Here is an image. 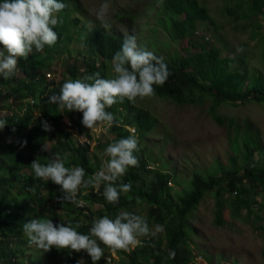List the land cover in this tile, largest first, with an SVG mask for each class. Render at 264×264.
Masks as SVG:
<instances>
[{
    "label": "trees",
    "instance_id": "trees-1",
    "mask_svg": "<svg viewBox=\"0 0 264 264\" xmlns=\"http://www.w3.org/2000/svg\"><path fill=\"white\" fill-rule=\"evenodd\" d=\"M60 2L66 4V7L57 14L62 23L53 29L58 35L55 45L45 46L43 52H36L34 49L26 61L19 59V71L9 80L0 77V104L8 102L7 108L0 107V119L7 121L4 128L0 129V264H77L81 259L84 264H92L90 257L84 252L69 253L67 250L57 251L53 248L44 254L39 251V256L36 257L27 255V249L23 246L25 235L22 226L34 218L56 221L66 215L69 218L64 221L65 224L74 227L79 224L77 231L88 234L94 218L107 215L114 219L120 210L130 211L138 204H145V217L149 227L163 225V233L144 240L143 246H137L130 252L118 251V258L112 260L114 264H194L195 256L188 242L187 226L207 193L215 198L214 218L217 226L224 222L222 210L225 204L229 206L232 217H239L241 211L245 210L247 216L255 214L260 219L252 206L257 204L256 198L261 194L263 201L260 208L264 207V166L254 161V153L248 143L244 144L247 160L241 169H224L219 175L214 172L205 175L195 171L190 177L189 189L173 201L169 196L171 176L160 168L151 167L142 145V139L154 127L152 115L147 109L127 100L106 110L112 112L119 122L110 129V133L114 135L113 140L133 134L139 139V151L134 153L139 160L138 167L129 168L126 175L117 181L118 184H131V191L121 193L116 205L105 200L103 184L99 189H80L78 198L85 201L82 208L68 202H57L56 197L63 196L64 193L59 192V185L35 178L31 169L33 160L38 159L46 164L53 154H68L65 166L83 167L85 179L99 171L102 164L94 162L90 155V141L81 140L78 134L74 135L62 126L61 119L67 116L77 131L82 130V114H61L56 105L47 102L55 89L54 81L48 80L45 73L56 55L65 51L62 47L67 38L65 21L73 13L69 6L70 0ZM160 3L162 16L158 20L169 38H186L195 50L186 55L175 52L168 61L164 60L171 75L162 87L154 86L157 97L179 104L207 99L210 101L209 112L220 123L224 119L218 115L217 110L223 103L242 106L251 100L264 102V81L256 77L255 82L246 83L241 71L226 70L229 60L220 57L218 47L208 45L205 41L208 37L200 42L195 41L199 38L196 35L198 22L209 19L205 5L198 0H161ZM250 11L255 15L264 14V0H251ZM180 15L183 17L180 18ZM74 20L80 22L77 16H74ZM80 28L83 29L82 44L91 59L82 61L81 73H78L76 62L66 65L69 77L73 80L82 79L99 73L102 78H114V73H107V67L115 53L121 49L124 37L106 32L98 26L88 27L85 23H81ZM200 37L203 38L202 35ZM96 62L99 64L96 65ZM232 121L230 119V124ZM42 122L50 123L53 130L45 132ZM127 127H132L133 133ZM24 141L27 142L26 145ZM110 142L106 140L99 144L106 148ZM43 144H47V152L40 151ZM106 159L104 157V161ZM49 188L50 193L43 194V190ZM225 193H232V197L225 201ZM53 202L58 211L49 216L45 213V208L47 205L51 207ZM94 203L102 206L91 210ZM100 247L104 249V256L97 264H109L106 256L110 249L103 244ZM18 255L25 258L18 259ZM40 255H43V260Z\"/></svg>",
    "mask_w": 264,
    "mask_h": 264
},
{
    "label": "rangeland",
    "instance_id": "rangeland-1",
    "mask_svg": "<svg viewBox=\"0 0 264 264\" xmlns=\"http://www.w3.org/2000/svg\"><path fill=\"white\" fill-rule=\"evenodd\" d=\"M198 1L206 6L209 19L198 22L196 35L199 38L195 41L200 42L208 37L205 40L208 45L218 47L220 57L229 60L226 70L241 71L246 83L255 82L256 77L264 81V14L251 13V0ZM104 2L105 0H70L69 6L73 13L65 21L67 38L62 45L65 51L56 55L45 73L47 79L54 81L56 93L70 78L66 65L76 62L78 73H81L82 61H90L91 56L82 44L83 29L80 26L85 23L88 27L103 28L94 12ZM108 2L112 27L109 30L103 28L106 32L122 37L133 34L139 46L166 61L175 52L186 55L195 50L186 38H169L158 20L162 16L161 0ZM74 16L79 17L80 22H76ZM179 17L182 18L183 15ZM107 73L113 74L112 62L107 67ZM7 103L0 104V107L7 108ZM135 105L147 109L154 120V127L142 139V145L151 167L160 168L171 176L169 196L173 201L189 189L190 177L195 171L205 175L211 172L219 175L221 170L242 167L247 160L244 154L245 143L253 150L254 161L264 166V102L251 100L242 106L223 103L217 110L218 115L224 119L222 123L209 112L210 101L207 99L179 104L155 95L144 100L137 99ZM230 119L233 120L231 124ZM61 121L67 130L74 135L78 134L82 139L89 133L92 137L90 155L94 162L103 163L105 148L99 143H104L108 137L104 135L102 128L88 130L83 127L76 131L74 127L68 126L67 117L63 116ZM50 190L44 189L43 194H49ZM230 197L232 193H225L223 196L225 201ZM256 199L257 204L252 209L260 219L255 214L247 216L245 210L241 211L239 217H232L229 206L225 204L222 210L224 222L220 226L215 224L213 195L207 193L201 199L187 226L188 242L195 256L194 264H264V207L260 208L263 198L259 194ZM101 206L100 203H94L91 210ZM146 210L145 204H138L129 212L145 216ZM57 211V207L53 205L45 208V213L49 216ZM63 216L56 223H63L69 218ZM154 228L152 227L153 230ZM24 238L23 246L27 249V255L39 256V251L34 246L30 247L25 236ZM17 258L23 259L25 256L18 255ZM40 258L43 260V255ZM108 263L114 264L113 261Z\"/></svg>",
    "mask_w": 264,
    "mask_h": 264
},
{
    "label": "clouds",
    "instance_id": "clouds-1",
    "mask_svg": "<svg viewBox=\"0 0 264 264\" xmlns=\"http://www.w3.org/2000/svg\"><path fill=\"white\" fill-rule=\"evenodd\" d=\"M65 7L66 4L60 0H0V77L9 80L19 71V59L26 61L34 49L36 52H43L45 46L55 45L58 35L53 29L62 23L57 14ZM109 8L110 4L105 0L94 12L105 30L112 27ZM112 72L114 78L110 79L102 78L99 73L82 79L69 78L61 85L58 93L48 97L47 102L56 105L61 114H82L80 123L85 129L102 128L104 135L108 137L106 140L111 141L104 149L107 159L101 164L100 170L87 179L83 167L65 166L68 154H53L46 164L38 159L32 161L31 169L36 179L51 181L60 186L64 195L56 197L58 203L68 202L82 208L85 205L84 199H77L80 189H99L101 184L104 185L105 200L112 205L119 203L121 193L131 191V184H118L117 181L126 175L129 168L138 167L139 160L134 153L139 151V139L133 134L113 140L114 135L110 133V129L119 122L106 109L117 103L123 104L125 100L135 104L137 99L155 96L154 86L162 87L171 72L163 57L139 46L133 34L124 36L121 49L112 58ZM68 120V126L73 127L71 120ZM6 123V120L0 119V129ZM127 128L133 133L132 127ZM42 129L45 132L53 130L47 122H42ZM79 138L90 141L88 136ZM26 143L24 141L25 145ZM40 151L47 152V144H43ZM52 205L56 207L55 202ZM79 227V224L74 227L39 218L31 219L22 226L28 245L34 246L42 254L53 248L57 251L67 250L69 253L84 252L90 257L92 264H97L104 256V249L100 244L113 252H130L137 246H143L144 240L164 231L163 225L157 224L153 230L145 216L126 210H120L114 219L107 215L94 218L88 234L78 232ZM77 264H84V261L81 259Z\"/></svg>",
    "mask_w": 264,
    "mask_h": 264
},
{
    "label": "built area",
    "instance_id": "built-area-1",
    "mask_svg": "<svg viewBox=\"0 0 264 264\" xmlns=\"http://www.w3.org/2000/svg\"><path fill=\"white\" fill-rule=\"evenodd\" d=\"M132 131H134V129H131ZM77 206V205H76ZM79 207V206H78ZM84 207V206H83ZM117 252L118 251H116V252H113V251H111L110 250V252H109V254L106 256V260L108 261V262H111L115 257H117Z\"/></svg>",
    "mask_w": 264,
    "mask_h": 264
}]
</instances>
